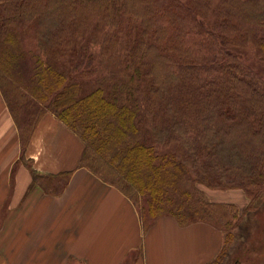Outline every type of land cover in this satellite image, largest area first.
<instances>
[{
	"label": "trees",
	"instance_id": "trees-1",
	"mask_svg": "<svg viewBox=\"0 0 264 264\" xmlns=\"http://www.w3.org/2000/svg\"><path fill=\"white\" fill-rule=\"evenodd\" d=\"M184 1L0 0V91L22 149L51 113L83 142L80 166L137 209L147 195L144 230L170 216L224 231L201 211L226 205L192 206L185 185L190 171L213 188L264 183V83L230 49L252 42L264 54V10L222 0L216 34L182 22ZM96 49L111 71L75 80ZM32 176L58 195L70 173Z\"/></svg>",
	"mask_w": 264,
	"mask_h": 264
},
{
	"label": "crops",
	"instance_id": "crops-1",
	"mask_svg": "<svg viewBox=\"0 0 264 264\" xmlns=\"http://www.w3.org/2000/svg\"><path fill=\"white\" fill-rule=\"evenodd\" d=\"M84 144L46 113L22 149L0 91V264H208L223 231L157 217L144 230L132 201L80 166ZM70 173L51 194L34 181Z\"/></svg>",
	"mask_w": 264,
	"mask_h": 264
},
{
	"label": "rangeland",
	"instance_id": "rangeland-1",
	"mask_svg": "<svg viewBox=\"0 0 264 264\" xmlns=\"http://www.w3.org/2000/svg\"><path fill=\"white\" fill-rule=\"evenodd\" d=\"M182 15L185 24L194 26V21L203 23L210 31L219 34L217 29L219 12L222 0H185ZM196 2V3H195ZM258 4L264 10V0H258ZM188 14V20L186 18ZM237 46H230L237 59L248 68L254 76L264 83V54L257 44L249 42ZM98 49V48H97ZM94 54L92 67L83 74H77L75 80L93 83L98 77L106 75L113 68L111 61ZM101 63V64H100ZM185 189L190 193L192 206L198 207L202 203L226 205L221 208L209 206L201 211L206 218L216 216L223 226L224 253L218 264H264V183L252 184L246 188L208 187L204 183L196 181L195 173L190 171ZM204 202H203V200ZM148 196L139 198L138 210L146 206ZM189 201V200H188ZM189 201V202H190ZM201 203H197V202ZM218 214V215H217ZM226 223V224H224Z\"/></svg>",
	"mask_w": 264,
	"mask_h": 264
}]
</instances>
